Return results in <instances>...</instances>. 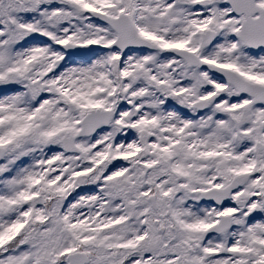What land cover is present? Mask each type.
Masks as SVG:
<instances>
[{
  "label": "snow or ice",
  "instance_id": "snow-or-ice-1",
  "mask_svg": "<svg viewBox=\"0 0 264 264\" xmlns=\"http://www.w3.org/2000/svg\"><path fill=\"white\" fill-rule=\"evenodd\" d=\"M0 264H264V0H0Z\"/></svg>",
  "mask_w": 264,
  "mask_h": 264
}]
</instances>
